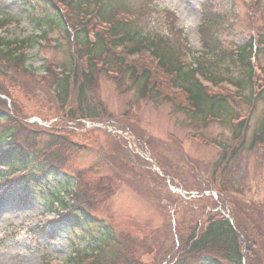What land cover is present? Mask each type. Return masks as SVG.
<instances>
[{
	"label": "trees",
	"instance_id": "obj_1",
	"mask_svg": "<svg viewBox=\"0 0 264 264\" xmlns=\"http://www.w3.org/2000/svg\"><path fill=\"white\" fill-rule=\"evenodd\" d=\"M33 1L41 5L45 17H48V27L42 37H47V33L56 27L68 45L73 43L72 62L71 66L61 64L63 68L59 74L48 68V77L38 78L34 70L26 68L23 54L26 48L36 43V39L0 38V115L3 112L11 114L10 117L0 116V125L4 121L0 127V140L9 138L14 145L0 153V166L6 167L7 171L0 173L3 178L16 171L20 173L6 188H12L11 191L23 203L38 195L46 206L58 210L57 219L49 229L41 226L34 230L36 237L45 235L55 239V232L63 230L69 240L88 242L90 252L77 249L75 257L68 260L69 264H86L84 257L93 260L89 264H146L136 256L126 254L125 247L116 236L118 234L94 213L98 204L96 195L102 192L108 196L114 192L112 178H104L105 182L99 179L88 187L80 182L69 200H65L59 191L47 189L45 180L49 173L55 175L62 169L66 170L65 162L75 148L97 149L114 156L116 160L108 161L116 171L134 157L122 153L120 144L109 137L102 142L95 132L79 133L67 127L44 130L25 122L28 115L20 107L18 95L54 110L55 116L62 117L63 122L75 121L77 117H112L119 123H126L125 127L135 136L144 139V132L136 123L124 120L130 115L129 110L122 113L123 119L108 110L99 89V80L104 76L112 81L118 93L132 90L137 99L168 103L173 114H182L195 128H206L215 122L213 119L221 120L217 123L231 131V144H224L223 152L212 164L211 177L217 179L218 176L223 177L238 154L251 150L257 142L264 143V107L257 119L255 132L244 147L249 126L246 122L237 126L231 123L241 114L234 110L237 100L227 91H209L198 81L196 74L214 83L224 79L233 82L240 89V103L246 105L247 113L249 109V114L253 113L259 101L264 103V88L253 97V66L249 60L254 52L252 36L235 44L236 52L226 47L217 35L223 30L231 12L222 11L216 0L202 3L198 25L202 49L197 52L188 47L175 13L168 8L157 7L156 0ZM242 1L248 6V21H255V0ZM92 19L102 22L105 30L98 28ZM4 24L5 21L0 20V27ZM231 27L232 24L225 29L231 30ZM260 30L264 33V27ZM117 46L124 48V52H117ZM145 49L158 59L156 68L151 62L139 60L141 57L126 59L125 55ZM188 53H191L192 64H187L183 58ZM261 55L264 57V50ZM260 66L264 70V61ZM234 71L238 76H231ZM199 137L203 138L202 135ZM148 145L152 146L150 140ZM219 200L228 203L234 226L219 211L212 210L217 205L214 200L196 201L200 204V211L204 209L206 212L200 225H197L198 216L186 220L182 229L175 227L178 247L173 252V264H242V259L244 264H264V208L237 199L227 191L223 196L219 195ZM209 201L212 202L210 207ZM148 264L162 262L156 260Z\"/></svg>",
	"mask_w": 264,
	"mask_h": 264
},
{
	"label": "rangeland",
	"instance_id": "obj_2",
	"mask_svg": "<svg viewBox=\"0 0 264 264\" xmlns=\"http://www.w3.org/2000/svg\"><path fill=\"white\" fill-rule=\"evenodd\" d=\"M159 1L162 6H166L176 13L177 25L184 31L186 43L190 49L201 50L198 25L202 3L205 0ZM216 2L220 9H223L222 11L231 12L225 20L223 30L217 35L226 47L229 48L231 44H240L253 34L262 31L260 28L264 27V20L261 21L260 17L264 18V0H255L253 16L256 18L253 22L248 21L246 16L248 6L244 5V1L233 0L230 3L229 0H216ZM45 16L46 13L42 10L41 5L33 0L30 4L25 0H0V19L6 20L5 26L0 28V37L10 40L27 37V35H38L43 28L47 27L46 19L48 17ZM40 18L45 19L40 22ZM155 20L158 21L159 18L156 17ZM38 22L41 23L40 27ZM231 24V30L225 29ZM48 38L51 43L44 44V48L40 45L33 46L26 53L27 66L34 69L39 77L48 64L56 66L67 63L69 65V46L67 47L66 40L61 37L58 29L53 27L52 31L48 33ZM140 57L139 60L155 62L148 52H143ZM260 61L263 63L264 60ZM231 76L238 75L234 71ZM99 89L111 113L120 116L129 110L131 113L129 119L134 121L136 126L144 132V139L150 140L153 152L159 154L161 160L168 162L167 165L172 166L171 172L175 174L174 180L170 179L168 184L166 180L158 178L154 172L142 171L138 168L139 166L150 165L145 155L140 152L145 149L147 155L151 153L152 157H155L153 152H150L151 150L149 151L144 144V148L138 145L140 152L138 151L139 156H137L123 147L130 153L129 157L133 155L134 158H131L130 163L121 165V168L118 167L120 173L116 171L119 177L114 183V194L111 196L99 195L100 200H98L94 213L111 224L119 237H127L130 240L128 246L131 254L142 262L161 260L162 256L166 259L165 251L171 242L176 240L173 226L175 220L171 218V214L174 217L177 216L176 222L184 223L186 220L198 216L199 220L201 214L206 212L204 209L201 212L200 208L191 203L190 199L193 197H184L185 194L176 196L175 200L171 201V205H168L170 186L180 188L185 186L183 189L188 192L209 191L213 192L215 196L217 195L216 189H222L224 193L227 191L234 195L238 189L243 192L241 194L243 201L261 205L264 208V151L260 149L242 151L237 155V159L230 164L223 177L218 176L217 179H213L211 177L212 164L219 157V149L216 144L208 142L216 139L219 142L217 144L226 142L230 145L231 131L225 126L213 122L206 128H195L182 114H173L168 103L137 99L132 90L118 93L112 81H108V78L104 76H101L99 80ZM18 99L23 112L30 116V122L37 117L49 120L55 116L54 110L42 106L39 102L25 99L21 94L18 95ZM237 102L238 105H234V110L239 111L241 116L245 115L247 118L249 113L246 112V105L240 103L241 99ZM263 107V101H259L249 116V131L244 147L248 145V140L257 126V119L262 115ZM100 133V139L106 140V134ZM195 134H203L204 139L199 140L194 136ZM148 139L143 143H148ZM79 142H81L80 139ZM120 144L122 145V143ZM74 150L69 153L66 162V171L69 174L79 173L91 184H95L101 175L113 174V169L103 163L101 152L84 151L82 148ZM108 159L109 161L116 160L114 156L108 157ZM89 169L90 171H88ZM220 181H222V186ZM59 182H63L69 187L74 181L64 179L62 173L47 178L49 187H56ZM90 183L87 184L91 185ZM3 187L1 186V188ZM35 198L38 199L30 197L29 205L24 207L19 206V200L12 193L9 195L5 193L0 198V264H63L71 256L69 239L66 238L63 230L55 232L56 239L52 241L45 237L37 240L33 234L29 233L30 226L41 220L40 216H44V220L52 217L45 213V205L41 198L39 196ZM207 204L210 207L212 202L209 201ZM184 225L186 226L185 223ZM121 242L126 244L127 240L122 238ZM73 245L85 249L82 242ZM176 248L177 246L174 247V250ZM173 257L174 254L171 253L164 264H170Z\"/></svg>",
	"mask_w": 264,
	"mask_h": 264
}]
</instances>
